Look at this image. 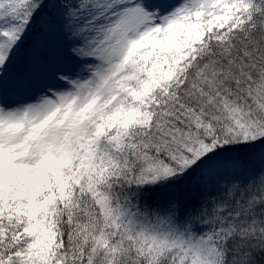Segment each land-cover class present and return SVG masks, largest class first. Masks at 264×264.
<instances>
[{"label": "snow or ice", "instance_id": "obj_1", "mask_svg": "<svg viewBox=\"0 0 264 264\" xmlns=\"http://www.w3.org/2000/svg\"><path fill=\"white\" fill-rule=\"evenodd\" d=\"M0 264H264V0H0Z\"/></svg>", "mask_w": 264, "mask_h": 264}]
</instances>
